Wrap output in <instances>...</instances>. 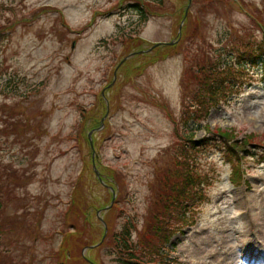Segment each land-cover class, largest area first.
I'll return each mask as SVG.
<instances>
[{
	"label": "rangeland",
	"instance_id": "374dc122",
	"mask_svg": "<svg viewBox=\"0 0 264 264\" xmlns=\"http://www.w3.org/2000/svg\"><path fill=\"white\" fill-rule=\"evenodd\" d=\"M0 1L15 5L22 16L0 46V105L5 108L4 113L0 111V128L4 119L10 120L0 131V165L9 172L0 220H5L7 231L12 225L17 232L0 239L8 249V260L63 264L61 230L69 228L66 221L71 220L66 212L72 207L76 184L95 181L93 166L114 184L120 183L123 191L120 194L117 186L118 210L115 202L106 211L92 209L94 225L103 227L108 218L118 230L127 216L135 223L130 229L132 239L141 238L152 171L155 181L162 174L170 177L178 156L186 153L181 149L185 136L197 140L210 135L209 146L193 152V162L216 175V180L198 209L196 223L171 237L169 264H252L249 257L255 251L263 256L253 264H264V78L260 68L252 65L249 73L242 69L241 75L250 77L241 92L212 108L205 121L203 114L193 122L189 118L188 126L181 125L183 107L191 113L198 104L193 93L206 73L193 78L187 67L195 74L198 59L212 60L214 65L240 43L264 42V0H209L211 5H203L206 0H191V4L161 0L159 6L152 5L155 2L143 6L146 21L128 5L131 0ZM95 11L111 13L94 16ZM87 23L92 24L86 29ZM113 36L119 39L112 43ZM152 44L157 47L122 60ZM167 49L170 52L162 56ZM188 52L194 54V62L185 59ZM220 131L238 142L249 133L255 135L246 151L239 152L242 175L234 182L230 172L238 154L227 151L216 134ZM176 176V182L181 180V173ZM104 184L100 181L110 192ZM104 190L97 194L104 195ZM25 217L30 220L26 231ZM72 243L76 246L77 240ZM86 250L82 248L81 253ZM87 257L92 264H117L107 242ZM66 264L89 263L73 254Z\"/></svg>",
	"mask_w": 264,
	"mask_h": 264
},
{
	"label": "trees",
	"instance_id": "16d2710c",
	"mask_svg": "<svg viewBox=\"0 0 264 264\" xmlns=\"http://www.w3.org/2000/svg\"><path fill=\"white\" fill-rule=\"evenodd\" d=\"M131 1L132 2L128 3V5L138 13L141 21H146L148 18V15H146L143 10L144 5L152 4L151 2H155L152 4L155 6L161 4V0ZM211 3L213 2L206 0L203 2V5H211ZM198 11L199 13L204 12L202 3ZM106 13H109V11ZM99 14H101V12H99ZM19 19L22 20V16L16 9L15 5L6 4L3 1H0V46L8 37V33L13 31L18 25ZM129 37L131 36L125 38ZM256 44L257 42L248 44L240 43L238 47L228 51L231 55H228L226 61L218 60L214 65L212 60L203 61V65L199 66V71L195 68V74L191 70L192 67H187V72H189L193 78L197 75L203 74L204 71H206V73L204 72L205 74H203L202 78L199 80L196 90L193 93L195 98L199 100L196 108L189 113L186 112L183 107L181 114V125L183 127L188 126L187 120L189 118H191L190 120L192 121L193 118L198 119L203 114L205 117L210 108L217 106L220 102L227 100L234 95V93L238 92V88L241 86V82L239 81L240 72L244 67H247V64H255L260 60L262 65L261 71L264 70V42L258 45ZM244 47H246L245 50ZM166 52L170 51L167 49V51L163 52L162 56H165L167 54ZM188 53L186 54L188 55ZM190 54L194 57L193 53ZM212 67L214 68L212 69ZM215 73H218V75H215ZM201 84L202 87L200 88ZM186 105L185 102H182V106ZM169 112L170 115L174 117L170 109ZM186 115L188 117H186ZM9 121L10 120H4L0 131H4V128L7 127ZM12 121H14V119H12ZM36 132L37 130L33 135H35ZM216 134H218V136L220 135L221 141L226 144L228 152L233 150L237 151V162L232 166V180L233 182L239 180L241 177L240 161L242 159V155H240L239 152L246 151L247 144L252 142L255 135L249 133L247 138H243V140L238 142L234 136L232 139V135L230 136L228 132L220 131V133L217 132ZM210 139H212L210 135L197 140L193 139L191 135L185 136L181 149L185 148L186 153L178 156L177 167L173 169L171 176L166 177L167 174H162L161 178H158L155 181L157 175L152 171L153 177L148 182V212L144 217L142 228L140 230L142 237L137 240H133L132 235L130 234V229L135 227V223L127 216L124 217V223L118 230L114 229V223H112L110 219L104 218L106 222L104 223L106 224L107 229L105 237L101 240L104 234V226L94 225L93 221L95 220V212L92 211V209L96 211L103 209L104 205L110 201L111 194L104 190L100 185V180L96 178V176L95 181L92 182V184H76L72 194V207L70 206L66 212L67 216H71V220L66 221V224L70 225L68 226L69 228L61 230L62 241L60 243V249L63 253V264H66L67 259L68 261L69 259H72L73 254L79 256L81 262L92 264L88 261L87 258L89 257H87V254L89 252L91 253L95 248H99L105 242H107L109 247L112 248V253L115 256V262L117 264H168V243L171 236L188 224L191 220L192 207L201 202L205 196L210 177L207 173L201 171V169H199L193 162V150L205 146ZM86 143L88 150H90L89 142ZM1 145L2 143L0 142V146ZM231 146H233V149H231ZM85 165L86 163H84L83 168H86ZM6 170L7 168H5L4 165H0V212L6 207V198L8 195L9 172ZM99 171L107 186H111L115 190H118V186L119 193H123L120 183L117 182V184H114L108 179L110 177L104 176V173L101 170ZM178 173H181L182 178L176 182V174ZM82 177L83 176H81V178ZM170 183H172V186H170ZM163 188L166 192H164ZM93 189L96 190V193H93ZM99 189L104 190L105 194H97V190ZM81 191H83V194H81ZM87 191L89 192V195L87 194ZM79 195H82V199H80ZM114 208L118 210L117 202H115ZM159 209L162 210L161 214L157 213V210ZM80 217L83 218L82 222L79 220ZM24 220L25 223L23 226L26 231L30 228V220L27 221V217H25ZM16 233L17 232H14L12 225L10 231H7L5 228V220H0V239L5 236H12ZM24 234L27 236L29 235V232H24ZM73 239L77 240L76 246L72 243ZM96 243H98V245L88 248L84 255L81 253L82 248ZM7 256L8 249L4 248L3 243H0V264H13L8 260ZM9 257H13V254L11 253Z\"/></svg>",
	"mask_w": 264,
	"mask_h": 264
},
{
	"label": "bare ground",
	"instance_id": "6f19581e",
	"mask_svg": "<svg viewBox=\"0 0 264 264\" xmlns=\"http://www.w3.org/2000/svg\"><path fill=\"white\" fill-rule=\"evenodd\" d=\"M184 57H185V59H187V58H189V59H192L193 60V62H194V58L192 57V56H189V55H184ZM198 65L199 66H202L203 65V63L198 59ZM213 253V251L211 252V254ZM252 256H254L255 258H257V259H260L263 255L261 254V252H258V251H255L253 254H252Z\"/></svg>",
	"mask_w": 264,
	"mask_h": 264
},
{
	"label": "water",
	"instance_id": "95a60500",
	"mask_svg": "<svg viewBox=\"0 0 264 264\" xmlns=\"http://www.w3.org/2000/svg\"><path fill=\"white\" fill-rule=\"evenodd\" d=\"M157 44H161V43L159 42V43H157ZM169 44H171V42H170ZM153 46H155V45H153ZM141 52H142V51H141ZM94 171H95L96 175H98V171H97L96 169H94ZM106 208H107V207H106Z\"/></svg>",
	"mask_w": 264,
	"mask_h": 264
}]
</instances>
